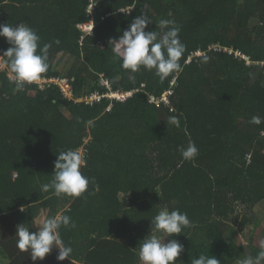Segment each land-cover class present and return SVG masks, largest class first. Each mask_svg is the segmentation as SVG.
<instances>
[{
  "label": "trees",
  "instance_id": "1",
  "mask_svg": "<svg viewBox=\"0 0 264 264\" xmlns=\"http://www.w3.org/2000/svg\"><path fill=\"white\" fill-rule=\"evenodd\" d=\"M141 14L152 20L146 31L160 32L161 20L180 28L178 75L131 72L114 55L110 39ZM7 23H25L41 47L51 44L41 79L67 80L72 96L54 83L15 91L7 66L0 70V264H71L55 249L34 262L16 246L17 225L33 233L61 212L76 224L60 229L73 264H141L142 240L166 235L151 232L165 207L191 221L165 237L184 245L183 264L200 254L239 264L261 250L254 210L264 202V123L250 121L264 119V0H0ZM9 47L0 37V55ZM109 91L136 92L109 100ZM189 140L199 150L194 161L178 151ZM68 149L85 152L82 171L94 183L80 197L41 191Z\"/></svg>",
  "mask_w": 264,
  "mask_h": 264
},
{
  "label": "clouds",
  "instance_id": "2",
  "mask_svg": "<svg viewBox=\"0 0 264 264\" xmlns=\"http://www.w3.org/2000/svg\"><path fill=\"white\" fill-rule=\"evenodd\" d=\"M152 20L145 14L133 18L127 30L123 31L118 39H110L114 55L122 60V67L137 72L141 67L147 70H155V74L164 80L172 74L178 75L183 71L180 63L186 52V45L180 39L179 27H168L173 21L161 20L159 22L161 31H146ZM90 29L83 30L90 34L94 26L87 25ZM0 37H5L11 45L0 57H6L5 64L9 70V81L15 85V91H22L25 84L39 81L42 74L49 70L48 52L50 43L40 46V36L25 23L0 24ZM59 44L60 41H54ZM205 56L204 60L207 61ZM110 100V99H109ZM92 123L91 121L88 122ZM250 123L259 125L264 119L253 116ZM168 124L179 127L178 115H170ZM184 160L194 161L198 155L195 142L189 140L186 147L178 148ZM87 166L85 152L80 149H68L57 155L54 163V174L49 183L41 185V191L49 192L60 197L62 195L80 197L88 191L94 180L84 175L82 169ZM21 212L25 207L21 206ZM152 229L155 232L166 234L161 237L149 234L139 244L138 257L141 264H183L178 257L184 251V245L178 240L172 239L167 243L165 237L173 234H181L183 228L190 227L191 221L186 212L179 209L169 211L166 207L161 208L157 215L151 220ZM36 225V224H35ZM38 231L30 233L24 224L17 225L16 246L21 252H29L32 261L43 260L53 250H58L57 260L69 259L71 264L73 249L66 245L61 237L60 229L75 228L76 224L69 215L57 213L55 216L44 219L39 225ZM191 264H220V261L212 255L200 254ZM239 264H264V244L255 256H246Z\"/></svg>",
  "mask_w": 264,
  "mask_h": 264
},
{
  "label": "built area",
  "instance_id": "3",
  "mask_svg": "<svg viewBox=\"0 0 264 264\" xmlns=\"http://www.w3.org/2000/svg\"><path fill=\"white\" fill-rule=\"evenodd\" d=\"M88 29H90L89 27H87V26H84L83 27V30H88ZM199 55H201V53H199ZM5 67H6V65H5V63H4V60H3V57H0V70H4L5 69ZM102 80V79H101ZM42 83H40V82ZM39 81H36V83H38V84H40L41 86H45L46 84H52V83H54V84H58V85H60L61 86V88H62V90L64 91V92H66V93H69L68 95L69 96H72V94H71V85L68 83V81L67 80H59V79H55V80H46V79H40ZM103 82H104V85H102V86H105L107 89H108V87H109V85H108V83L105 81V80H103ZM109 90V89H108ZM136 91H131V93L130 92H128V93H123V92H111V91H109V92H107V94H105L104 96L106 97V98H108V99H110V100H125L127 97H130V96H132L133 95V93H135ZM101 98V96H99L98 94L96 95V96H94L93 98H92V100L93 101H95V100H99Z\"/></svg>",
  "mask_w": 264,
  "mask_h": 264
},
{
  "label": "rangeland",
  "instance_id": "4",
  "mask_svg": "<svg viewBox=\"0 0 264 264\" xmlns=\"http://www.w3.org/2000/svg\"><path fill=\"white\" fill-rule=\"evenodd\" d=\"M40 82V81H39ZM41 83V82H40ZM42 84V83H41ZM99 85H104V82H103V80H99ZM131 93V92H130ZM67 94H69V93H67ZM134 94V93H133ZM108 99V98H107ZM254 213L255 214H257V218L259 219V220H261V223H262V229L264 230V202L263 203H261L259 206H257L256 208H255V210H254ZM45 219V216L42 218V220H44ZM245 232H246V234L245 235H243L244 237H243V239L247 242L248 240H250V238H248L246 235H249L250 234V230H245ZM241 233H243V232H241ZM244 241V242H245ZM240 242H241V239H240ZM261 243V245L262 244H264V241H262V242H260Z\"/></svg>",
  "mask_w": 264,
  "mask_h": 264
}]
</instances>
